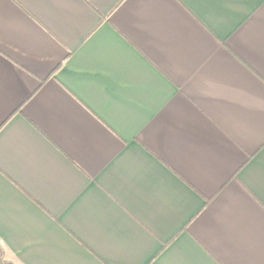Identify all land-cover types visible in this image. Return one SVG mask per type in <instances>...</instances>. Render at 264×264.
Segmentation results:
<instances>
[{"label":"crops","instance_id":"1","mask_svg":"<svg viewBox=\"0 0 264 264\" xmlns=\"http://www.w3.org/2000/svg\"><path fill=\"white\" fill-rule=\"evenodd\" d=\"M0 264H264V0H0Z\"/></svg>","mask_w":264,"mask_h":264}]
</instances>
